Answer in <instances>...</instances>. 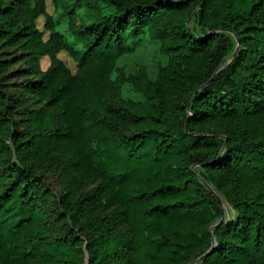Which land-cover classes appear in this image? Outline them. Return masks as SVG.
Masks as SVG:
<instances>
[{
	"label": "trees",
	"instance_id": "16d2710c",
	"mask_svg": "<svg viewBox=\"0 0 264 264\" xmlns=\"http://www.w3.org/2000/svg\"><path fill=\"white\" fill-rule=\"evenodd\" d=\"M74 4L78 47L0 0V264H264V0ZM146 34L155 79L117 64Z\"/></svg>",
	"mask_w": 264,
	"mask_h": 264
},
{
	"label": "rangeland",
	"instance_id": "374dc122",
	"mask_svg": "<svg viewBox=\"0 0 264 264\" xmlns=\"http://www.w3.org/2000/svg\"><path fill=\"white\" fill-rule=\"evenodd\" d=\"M75 0H46V10L49 14L55 15L58 19V27L65 34L66 39L69 43L78 47L74 38V27L71 26V22L75 21V26H79L80 16L83 15L87 21L92 20L91 13L95 11L93 7L89 5H79L75 6ZM100 6L106 11L109 12L111 8L106 6V3L101 1ZM75 8L76 16L73 19L72 15H69L68 10ZM37 26L44 31V38L48 39L50 37V31L45 29L46 17L44 15L40 16L37 19ZM58 56L67 64V66L72 70L73 73H76L79 67L78 62L71 56L68 50H61L58 53ZM169 55L161 51V43L157 40H153L149 37L148 34L143 35L139 40H137L135 47L132 51L123 54L118 59V67L124 69L127 75L138 74L141 66H145L149 77L155 79L157 78L159 69L161 66L168 64ZM49 56L42 57L40 59V65L42 69H47L50 65ZM117 73L114 74L116 76ZM15 82L21 81L13 80ZM123 96L127 99H143L144 94L138 90L136 85L131 81H126L122 89ZM51 180H55L56 174L51 173ZM222 206L226 214H229L232 209L231 206L225 201L223 197H220ZM88 261V256H87Z\"/></svg>",
	"mask_w": 264,
	"mask_h": 264
},
{
	"label": "water",
	"instance_id": "95a60500",
	"mask_svg": "<svg viewBox=\"0 0 264 264\" xmlns=\"http://www.w3.org/2000/svg\"><path fill=\"white\" fill-rule=\"evenodd\" d=\"M231 59H232V58H231ZM231 59L229 60V62L231 61ZM221 68H223V67H220L219 69H217L216 72H215L214 74H216L219 70H221ZM213 228H214V226L211 228V230H213ZM204 256H205V255H202L201 257H199L198 260H201ZM192 264H194V263H192Z\"/></svg>",
	"mask_w": 264,
	"mask_h": 264
}]
</instances>
